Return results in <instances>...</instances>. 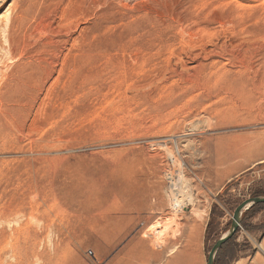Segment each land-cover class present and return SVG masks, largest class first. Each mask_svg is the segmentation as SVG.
<instances>
[{
  "label": "rangeland",
  "instance_id": "obj_1",
  "mask_svg": "<svg viewBox=\"0 0 264 264\" xmlns=\"http://www.w3.org/2000/svg\"><path fill=\"white\" fill-rule=\"evenodd\" d=\"M263 50L264 0H0V264H207L264 193Z\"/></svg>",
  "mask_w": 264,
  "mask_h": 264
},
{
  "label": "bare ground",
  "instance_id": "obj_2",
  "mask_svg": "<svg viewBox=\"0 0 264 264\" xmlns=\"http://www.w3.org/2000/svg\"><path fill=\"white\" fill-rule=\"evenodd\" d=\"M50 5V2L49 1H44L42 3V9L37 12L40 16L45 17V15L47 14V11H48V7ZM186 13V12H185ZM37 15H34L33 18H35ZM190 16V14L188 15ZM187 17V16H186ZM181 18V17H180ZM185 18V17H184ZM180 19H178L179 21ZM21 21V18H20V15H16L15 16V19L12 21V25L13 23L15 24L16 23H20ZM181 21V20H180ZM178 22V23H181V22ZM182 24V23H181ZM35 35L34 31H31V38ZM264 51V50H263ZM36 52V55L37 56H41L42 55V52H38V51H35ZM264 53V52H263ZM261 53V54H263ZM259 55V54H258ZM36 56V57H37ZM263 57H264V54H263ZM41 57H37V59H39ZM261 58V57H260ZM264 59V58H263ZM1 102V100H0ZM172 160H175L173 158H171ZM179 182V181H178ZM182 182V181H181ZM178 184V183H177ZM180 184V182H179ZM172 187H171V196H172V203H173V207H175L177 210H181V207L184 205V204H191L192 203V198L189 194H186V192H180L178 191V189L176 188L177 186H175L174 183H172ZM180 186V185H178ZM180 189V187H178ZM180 190H183V189H180ZM205 217L203 218V216H200L198 214H196V220L194 221V224H193V232L196 236H198L200 234V231L205 227ZM239 228V226H238ZM262 248V247H261ZM239 264V263H238Z\"/></svg>",
  "mask_w": 264,
  "mask_h": 264
},
{
  "label": "water",
  "instance_id": "obj_3",
  "mask_svg": "<svg viewBox=\"0 0 264 264\" xmlns=\"http://www.w3.org/2000/svg\"><path fill=\"white\" fill-rule=\"evenodd\" d=\"M258 204H264V197L246 199L242 201L236 207L232 215V222H231L228 232L223 237H221L218 241H216V243L211 248L208 254V257H207V264H214L215 256L217 252L219 251V249L221 248V246L224 245L227 241H229L234 236L240 224L242 212Z\"/></svg>",
  "mask_w": 264,
  "mask_h": 264
},
{
  "label": "trees",
  "instance_id": "obj_4",
  "mask_svg": "<svg viewBox=\"0 0 264 264\" xmlns=\"http://www.w3.org/2000/svg\"><path fill=\"white\" fill-rule=\"evenodd\" d=\"M263 196H264V193H254V194H253V197H254V198H256V197H263ZM262 207H264V204L254 205L253 207H251L250 209H248V211H252V210H254V209L262 208ZM209 227H210V223H208V225H207V230H206V235H207V236L209 235V234H208ZM232 238H233V237H232ZM232 238H231L229 241H227L224 245L221 246V248L219 249V251H218V253H217V255H216V259H215L214 264H216V260H217V258H218V256H219L220 252H221L225 247H227V246L231 243Z\"/></svg>",
  "mask_w": 264,
  "mask_h": 264
},
{
  "label": "built area",
  "instance_id": "obj_5",
  "mask_svg": "<svg viewBox=\"0 0 264 264\" xmlns=\"http://www.w3.org/2000/svg\"><path fill=\"white\" fill-rule=\"evenodd\" d=\"M88 256H92V253L90 251L87 252Z\"/></svg>",
  "mask_w": 264,
  "mask_h": 264
}]
</instances>
